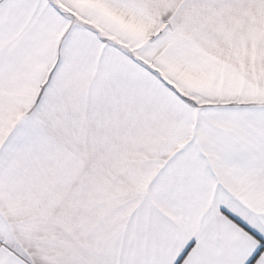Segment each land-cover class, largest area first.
Listing matches in <instances>:
<instances>
[{
	"label": "snow or ice",
	"instance_id": "snow-or-ice-1",
	"mask_svg": "<svg viewBox=\"0 0 264 264\" xmlns=\"http://www.w3.org/2000/svg\"><path fill=\"white\" fill-rule=\"evenodd\" d=\"M0 264H264V0H0Z\"/></svg>",
	"mask_w": 264,
	"mask_h": 264
}]
</instances>
